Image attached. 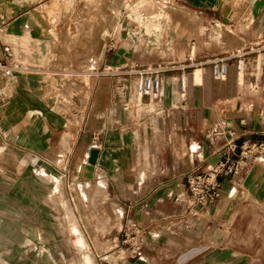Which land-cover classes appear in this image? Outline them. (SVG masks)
Here are the masks:
<instances>
[{
  "label": "crops",
  "instance_id": "obj_1",
  "mask_svg": "<svg viewBox=\"0 0 264 264\" xmlns=\"http://www.w3.org/2000/svg\"><path fill=\"white\" fill-rule=\"evenodd\" d=\"M236 1L171 0L199 21L169 20L167 37L146 49L140 36L107 32L110 0H0V59L6 44L8 62L27 67L0 106L7 218H15L16 205L46 202L55 184L43 171L70 174L77 192L88 191L71 203L91 252L108 242L104 251H114L135 220L148 233L129 264H264V160L223 177L219 197L186 214L189 172L216 162L230 140L264 141V0ZM228 56L226 79H215L211 61ZM62 61L88 72L66 86L79 87L67 96L53 94ZM154 66L162 70L160 101L138 91L142 70ZM100 218L105 229L97 228ZM109 256L101 264H117Z\"/></svg>",
  "mask_w": 264,
  "mask_h": 264
},
{
  "label": "rangeland",
  "instance_id": "obj_2",
  "mask_svg": "<svg viewBox=\"0 0 264 264\" xmlns=\"http://www.w3.org/2000/svg\"><path fill=\"white\" fill-rule=\"evenodd\" d=\"M110 2L111 10L108 13L110 26L107 32L115 36L119 33L127 35L129 41L140 36L146 49L155 46L159 36L167 37L169 20H180L186 24L199 21L194 13L175 8L171 0H110ZM245 30H248V26ZM224 31L230 29L225 28ZM220 33L219 29L212 33L218 43L221 42L216 37H219ZM74 88L79 87H53V94L61 93L67 96ZM63 110L65 114H71L67 101L63 104ZM42 178L55 184L45 203L41 202L30 209L16 205L14 219H8L7 212L0 207V216L4 218L0 264H101L107 255L111 258L114 251L109 253L104 251L105 248H111L110 242L91 252V241L82 228L78 227V221L72 214L74 206L71 203L72 197L79 195L81 200H86L87 188L80 187L77 192L70 174L62 177L58 172L43 171ZM95 198L96 200L101 198L96 191ZM95 208L97 209V204ZM98 214L100 213L97 209L96 215L99 217ZM98 220L97 228L105 229V220L102 218Z\"/></svg>",
  "mask_w": 264,
  "mask_h": 264
},
{
  "label": "built area",
  "instance_id": "obj_3",
  "mask_svg": "<svg viewBox=\"0 0 264 264\" xmlns=\"http://www.w3.org/2000/svg\"><path fill=\"white\" fill-rule=\"evenodd\" d=\"M3 26L0 25V37ZM0 59V106L5 105L15 94V74L26 70L27 67L20 62L9 63L7 58L11 55L12 48L2 44ZM111 49L116 48V43L111 44ZM246 52L236 53L237 69L244 72L247 66ZM231 57H216L211 61L213 75L217 80L226 79ZM105 71L109 70L104 68ZM161 68L159 66L147 67L142 70V78L138 83V91L152 99H162ZM56 86L66 87L73 82L80 83L86 79L87 71L79 69L73 63L62 61L56 70ZM81 82V83H82ZM182 87L185 84L182 79ZM264 160V141L245 140L238 145L234 140L228 141L218 150V160L207 165L204 170H194L188 173V196L186 201V214H196L197 211L214 202L220 195L223 177L238 174L250 162ZM171 230V227L169 228ZM147 228L135 220H130L128 225L118 237V245L114 250L117 264H129L130 260L140 253L141 247L146 243ZM159 232L155 234L158 236Z\"/></svg>",
  "mask_w": 264,
  "mask_h": 264
}]
</instances>
